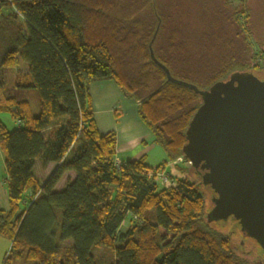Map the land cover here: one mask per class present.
I'll return each instance as SVG.
<instances>
[{
	"label": "trees",
	"instance_id": "obj_1",
	"mask_svg": "<svg viewBox=\"0 0 264 264\" xmlns=\"http://www.w3.org/2000/svg\"><path fill=\"white\" fill-rule=\"evenodd\" d=\"M182 1L0 0V114L19 124L0 120L9 201L0 238L12 243L3 264H261L210 225L197 184L166 166L183 171L175 162L204 92L235 72L264 78V0L256 18L247 0L202 1L210 20L194 50ZM20 63L27 73L7 88L5 69ZM102 80L138 104L163 164L116 163V134L100 132L90 95ZM51 163L42 183L36 166ZM68 172L75 178L57 190ZM99 248L107 254L94 256Z\"/></svg>",
	"mask_w": 264,
	"mask_h": 264
},
{
	"label": "water",
	"instance_id": "obj_2",
	"mask_svg": "<svg viewBox=\"0 0 264 264\" xmlns=\"http://www.w3.org/2000/svg\"><path fill=\"white\" fill-rule=\"evenodd\" d=\"M202 99L181 160L214 196L208 221L234 219L264 252V78L235 72Z\"/></svg>",
	"mask_w": 264,
	"mask_h": 264
},
{
	"label": "rangeland",
	"instance_id": "obj_3",
	"mask_svg": "<svg viewBox=\"0 0 264 264\" xmlns=\"http://www.w3.org/2000/svg\"><path fill=\"white\" fill-rule=\"evenodd\" d=\"M202 1H220V0H183L181 7V12L179 14H182L181 21L184 25V33L189 36V43L192 46V50H194L196 47L194 46L195 41L194 39H197V37L202 34L207 27V23L210 20L208 15V10L206 8L204 9L202 7ZM226 1H233V0H226ZM236 2H239L241 0H234ZM261 0H247V5L250 7L251 11L254 12L255 18L257 17L256 13L261 8ZM26 64L20 63L18 66L7 68L4 71L5 76V85L7 88H12L15 83L17 82V75L19 72H22ZM30 98L32 100V106L34 113H38V94L36 91H32L30 93ZM0 120L4 123V125L7 127L9 131H14L19 128L18 123H16L10 114L8 113H1L0 114ZM181 159V158H180ZM167 160L166 153L164 150L157 146L156 150L149 155V159L146 160V164L150 168H156L157 166L163 164ZM175 164H178L182 166L183 171H179L176 169L171 163H168L167 167V173L170 176H173L177 179L186 178L192 183L197 184V188L206 198V217L210 215L212 208H213V200L214 196L211 192V190L201 184L200 181V175L196 170L189 167L186 162L178 160L175 162ZM4 158L3 155L0 153V168H4ZM5 169V168H4ZM49 172V169L47 171H41L39 168L37 169V175L44 179V176H47V173ZM183 174H182V173ZM168 177V181H170V177ZM75 174L73 172H68L63 176V180L60 183V186L66 183L69 179H74ZM160 182V181H159ZM161 183V182H160ZM172 183H175L174 180H172ZM22 209H25V204L22 205ZM60 213V223H61V216L62 211H59ZM130 219L127 220L122 230L126 229L128 225L130 224ZM210 225H212L217 230L221 231L223 234L227 235L231 239V244L233 249L242 257L247 258L251 262L261 263L264 264V252L260 248V246L255 243L253 240H251L247 235L243 232L240 225L234 220V219H228L225 221H215L210 219L209 220ZM61 243V240H60ZM72 245V242H67L64 244V246ZM107 253L102 249H94L93 255L96 257L104 256Z\"/></svg>",
	"mask_w": 264,
	"mask_h": 264
},
{
	"label": "crops",
	"instance_id": "obj_4",
	"mask_svg": "<svg viewBox=\"0 0 264 264\" xmlns=\"http://www.w3.org/2000/svg\"><path fill=\"white\" fill-rule=\"evenodd\" d=\"M21 73H27L26 67H24V71ZM90 95L95 121L100 132L103 134L114 132L116 134V163L122 164L143 157L148 160L150 153L156 150L157 145L153 134L138 116V104L133 100L127 99L118 86L111 80L92 82L90 84ZM0 153L2 154L1 150ZM4 168H0V207L8 211L9 201L5 187L7 174ZM38 168L41 171L49 169L44 179H41L37 175ZM55 168L56 165L53 163L49 164L46 168L38 164L35 173L43 183L50 177ZM62 180L63 178L57 185V190H61L65 186L66 183L60 186ZM11 244V241L8 239L0 238V264H3L4 258L11 248Z\"/></svg>",
	"mask_w": 264,
	"mask_h": 264
},
{
	"label": "built area",
	"instance_id": "obj_5",
	"mask_svg": "<svg viewBox=\"0 0 264 264\" xmlns=\"http://www.w3.org/2000/svg\"><path fill=\"white\" fill-rule=\"evenodd\" d=\"M179 160L182 161L181 159H179ZM167 176H168V174L165 173V172L156 174L157 180L160 181L163 184L169 182Z\"/></svg>",
	"mask_w": 264,
	"mask_h": 264
}]
</instances>
